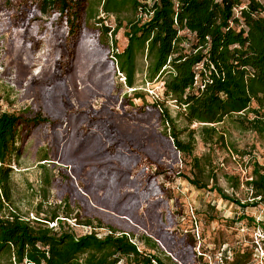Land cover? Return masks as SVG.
<instances>
[{
  "label": "rangeland",
  "instance_id": "obj_1",
  "mask_svg": "<svg viewBox=\"0 0 264 264\" xmlns=\"http://www.w3.org/2000/svg\"><path fill=\"white\" fill-rule=\"evenodd\" d=\"M36 2L0 0V112L48 120L30 131L21 156L12 161L13 207L30 220L72 211L80 224L70 218L66 227L77 235L92 230L82 224L85 218L98 219L154 241L177 264H230L234 253V264H264V203L241 208L214 189L252 204L245 181L253 164L264 166V134L239 130L225 119L217 125L225 130L224 141L216 135L203 142L202 123L187 125L181 109L164 95L161 78L148 82L138 74L140 97H134L112 69L113 52L126 44L124 27L114 37L99 28L114 27L113 16L98 9L71 44L64 27ZM155 100L175 119L181 140H191L194 130L193 155L210 161L213 172L205 188L186 179L196 169L174 149L151 104ZM0 262L10 263L7 257Z\"/></svg>",
  "mask_w": 264,
  "mask_h": 264
},
{
  "label": "trees",
  "instance_id": "obj_2",
  "mask_svg": "<svg viewBox=\"0 0 264 264\" xmlns=\"http://www.w3.org/2000/svg\"><path fill=\"white\" fill-rule=\"evenodd\" d=\"M35 4L59 21L71 44L78 39L85 19L97 16L98 9L105 17L113 16L114 27L99 28L101 34L114 37L124 27L126 44L113 52L112 69L124 76L134 97H140L138 74L148 82L161 78L164 95L181 109L187 125L202 123L203 142H212L216 135L224 141L225 130L219 131L217 125L225 119L239 130L264 134V3L260 0L246 4L242 0H37ZM53 63L48 64L50 69ZM151 104L158 108L174 149L191 158L196 172L186 179L205 188L213 172L210 161L193 155L194 130L188 134L191 140H181L167 107L158 100ZM47 121L36 113L0 112V261L7 257L9 264H177L154 241L144 236L139 240L98 219L85 218L82 224L92 230L77 235L66 227L70 218L80 224L72 211L30 220L13 207L12 161L21 156L30 131ZM263 168L253 164L250 179L245 181L252 204L230 198L216 185L214 189L241 208L264 203ZM227 178L238 183L235 177ZM63 204L70 207L69 200ZM116 217L137 226L127 214ZM50 222L55 225L49 226ZM96 228L105 232L98 234ZM235 261L236 253L230 264Z\"/></svg>",
  "mask_w": 264,
  "mask_h": 264
},
{
  "label": "built area",
  "instance_id": "obj_3",
  "mask_svg": "<svg viewBox=\"0 0 264 264\" xmlns=\"http://www.w3.org/2000/svg\"><path fill=\"white\" fill-rule=\"evenodd\" d=\"M118 74L120 76V79L124 82V76L121 73H119V72H118Z\"/></svg>",
  "mask_w": 264,
  "mask_h": 264
}]
</instances>
